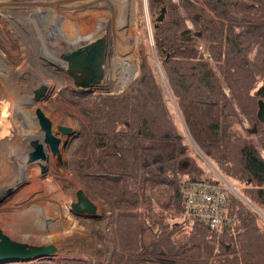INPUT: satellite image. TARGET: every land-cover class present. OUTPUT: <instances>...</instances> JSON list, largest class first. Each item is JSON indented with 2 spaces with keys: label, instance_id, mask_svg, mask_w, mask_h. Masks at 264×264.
<instances>
[{
  "label": "trees",
  "instance_id": "1",
  "mask_svg": "<svg viewBox=\"0 0 264 264\" xmlns=\"http://www.w3.org/2000/svg\"><path fill=\"white\" fill-rule=\"evenodd\" d=\"M121 1L125 14L134 19L136 0ZM150 2L159 14L165 10L154 29L155 45L191 139L222 176L246 188L239 191L240 197L228 194L217 229L184 221L179 183L218 180L190 157L171 121L157 75L145 74L120 96L66 89L84 101L82 113L89 118L69 147L77 148L84 135L90 143L91 170L72 172L88 196L106 207L104 217L90 220L100 241L96 264H258L246 260L242 238L264 235V221L242 198L264 216V159L245 137L249 130L235 106L256 126L264 150V126L257 119L258 86L264 83V0H179L206 44L205 56L191 40L182 41L186 29L177 5L171 0ZM127 33L124 30V39L130 38ZM138 49L144 52L141 44ZM149 61L147 55L142 71ZM211 63L220 71L223 85ZM143 123L148 135L143 134ZM97 183L107 191H98ZM162 187L163 195L158 193ZM67 218L83 221L70 211ZM37 264L86 263L65 259Z\"/></svg>",
  "mask_w": 264,
  "mask_h": 264
},
{
  "label": "rangeland",
  "instance_id": "2",
  "mask_svg": "<svg viewBox=\"0 0 264 264\" xmlns=\"http://www.w3.org/2000/svg\"><path fill=\"white\" fill-rule=\"evenodd\" d=\"M56 1L57 0H52L51 2L49 0H42L41 2L36 1L31 6L27 5L28 7L25 6V2L19 0H6L5 2H0V132L2 131L4 135H11L12 137L16 134L17 123L11 119L13 114L12 111L14 110V105L19 103L20 97L25 96L24 93L19 94L18 87L13 84V79L9 78L7 73V71H9L15 72L18 75L22 81H20L19 84L21 87H25L28 92H32V97H34V92L38 90L40 86L45 88V100L37 102L33 107L27 106L26 109L31 121H33L32 123H34L35 129L41 131L35 116L36 109H40L45 117L52 123L53 134L62 142L65 141L66 137L58 132V127L70 128L78 136L82 130V126H88L89 118L82 113V104L84 101L82 100V103H80L70 96L66 90L70 89L77 91V88L74 85V81L68 79L69 75L66 74V71H63V67L67 70V63L72 68H74V63L68 58L66 60L63 59L77 52L75 50H78L80 46L83 47L88 42L104 36L103 39L106 40L107 46L104 47L102 40L99 42L100 54L96 60L98 69L100 66V58L104 55L105 51L106 53L108 52L109 46L116 40L115 51L118 54V60L114 71L113 82L107 84L106 81H102V86L98 90H91V94L94 96H120L131 89L145 74H156L171 121L180 132L190 157L198 162L199 166L206 171L208 177H212L213 180H218L217 183H225L236 188V192H232V194L240 197L239 191L242 192L246 187L235 184L222 176L209 160L196 148L182 120L177 106L178 100L172 96L164 75L163 73L161 74L162 70L155 45L154 30L155 19L159 15V9L154 7L150 0H136L137 10L133 19L123 11V2L117 0L119 3V14L117 13L118 15L113 17L110 16V23L107 22V25H112L111 23L113 21L116 22V35L112 33L113 28L111 26L101 28V32L96 24L97 21L94 20L95 23L92 24L93 26L90 23L80 26L86 28V36L89 40L86 44L81 45V43H79V45L78 36H80V34L77 36L76 33L77 31L81 32L83 29L76 28L77 18L71 19V15L67 14V12H65L63 16L62 14L59 15L55 13V8L52 6L50 9L49 5L55 4L54 2ZM62 1L76 2V0ZM77 2L81 4L84 0H78ZM87 2L90 1L87 0ZM171 2L178 6L179 13L185 23V29L193 34L189 40H191L198 51L205 56L207 53L205 48L206 44L198 38L196 29L185 11L180 7L179 0H171ZM96 8L98 11H106L107 14L109 13V9L104 6ZM100 8H102V10ZM89 18L91 19V17L88 16V19ZM104 18V16L101 17V20ZM67 25L70 27H67ZM123 29L128 31L127 34L131 32L129 39H124L126 36H123ZM192 34H190V36ZM133 35L136 36V40L138 39L141 47L143 46L144 52L138 49L140 44H136V41L132 39ZM85 39L86 38H84V40ZM90 49L91 48L87 51H90ZM162 53H165V51L163 50ZM59 54L62 59L56 58ZM83 54L84 53L81 55ZM147 55L151 61L148 62L147 68L142 71L143 61L147 58ZM78 66L83 67L76 68V70H78L77 72L87 76V68L83 60H79ZM211 68L223 85L220 71L212 63ZM5 69L7 71H5ZM98 74L101 75L99 72ZM56 75L62 78L59 80L61 84L55 80L57 79V77H55ZM100 77L98 81L102 80V76ZM13 87H16L15 90L19 95L15 100L11 99L10 96ZM224 91L227 92L226 89H224ZM258 91L264 92L263 82L258 86ZM30 95L31 93H27L28 97H30ZM235 110L238 119L242 121V125L245 127L244 129L246 131L252 130L254 126H251V124L246 121L243 112L236 106ZM5 116H7V118L4 119ZM239 131L241 133L243 132L241 129H239ZM244 135L264 159V150L257 133L250 134L248 132ZM83 138L82 143L74 150L69 147L70 142L65 148H62V144L60 145L62 161L60 168L56 167L55 157L52 156L50 150H48L49 148L44 145L47 161L40 163L47 166L48 176L43 178V180L30 184L25 182V185L16 189L10 187L14 179L12 182L4 180L1 186L2 188L0 189L1 233L11 241L23 244L28 248L47 245L56 246L58 254L55 262L65 263V259H69L74 263L76 261L85 262L86 264L98 263L94 253L100 241L92 222L89 219L85 220L86 218L80 217L83 221L73 223L71 219L67 218L68 211L71 212L70 206L77 202L76 192L78 190H83L87 194L85 187L78 181L72 172V168L84 172H89L91 170L89 163L91 161L90 158H88V152L91 150L89 147L90 143L85 139L84 135ZM38 172L42 174L40 168ZM14 175L15 173L12 174V176ZM94 186L98 191H107L104 189V186L98 183L94 184ZM246 186L249 187V184ZM165 189L166 188L162 187L158 193L163 195ZM32 190H36V193L31 192ZM8 191L11 193L8 194ZM19 196H21L22 199H19L17 204L11 207L12 203L8 200L11 198L15 200ZM90 200L92 199L90 198ZM242 201L247 207L262 217L264 221L263 214L254 209L244 198H242ZM92 202L98 207V215L104 217L106 207L102 202L94 200H92ZM2 212L4 215H2ZM183 212L184 209L182 205V219L189 222L184 217ZM65 223H67V225ZM242 253L247 261L264 264V235H249L243 237ZM68 254H73V257H68ZM37 263L38 262L25 264Z\"/></svg>",
  "mask_w": 264,
  "mask_h": 264
},
{
  "label": "bare ground",
  "instance_id": "3",
  "mask_svg": "<svg viewBox=\"0 0 264 264\" xmlns=\"http://www.w3.org/2000/svg\"><path fill=\"white\" fill-rule=\"evenodd\" d=\"M1 1L5 2L6 0H0V2ZM19 1L25 2V4H26L25 6H27V5L31 6L36 1L41 2L42 0H27L28 2L25 0H19ZM49 1L51 2L52 0H49ZM77 1L78 0H76V2H68V1L63 2L62 0H57L56 2H54L55 4H51L49 6H50V9L52 7L55 8V10H54L55 13H57L59 15L62 14V16H63V14H65V12H67V14L71 15V17H72L71 19L77 18L76 28H82L83 29L81 32L77 31V33H76L77 36L80 34V36H78L79 37L78 38L79 42L77 41L78 44L79 43H81V45L86 44L89 40V39H87V36H86V28L84 26H82V27H80V26L83 24H86V23H90L92 25L95 23L94 20L97 21L96 24H97L98 29L100 31H101V28H107L108 26H111L113 28L112 33H114V34L117 33V27H116L115 21H113L111 23L112 25H107V22H109V20H110V16L113 17V16H116L119 14L118 11H120V10H119V3L117 0H88L90 2H87V0H84V2L81 4H79ZM13 5H14V3H13ZM49 6H48V8H49ZM101 6H104L105 8L109 9V13L107 14L106 11L105 12L98 11L96 7H101ZM100 9L102 10V8H100ZM88 16L91 17V19L90 18L88 19ZM103 16L105 18L101 20V17H103ZM6 18H9V17H6ZM107 18H108V20H107ZM67 27H70V26L67 25ZM103 37L104 36H101L100 38H96V40L88 42L83 47L80 46V48L78 50H75V51H79V52H81L80 54H82L91 47H94V48L98 47L100 44L99 42L101 40L103 41L104 47H106L107 42L105 39H103ZM116 37H114V38H116ZM84 38H86V39L84 40ZM133 39L134 40L136 39L135 35H133ZM116 41H114L113 44L111 46H109L108 52L106 53V51H105L104 55H102V57L99 60L100 66H99L98 72L101 73L102 80L100 82H98L97 84L96 83L94 84L95 90H98L102 86V84H101L102 81L103 82L106 81L107 84L113 82L114 71H115L117 60H118V57H117L118 54L115 51ZM64 46H65V44H64ZM56 58L62 59L60 54L57 55ZM67 65H68L67 70L65 69V67H63V71H66V74L69 75V77H68L69 80L74 81V85L85 82L84 74L77 72L78 70H76V68H72L68 63H67ZM2 67H3V65H2ZM5 71H7V70L5 69ZM7 73L9 75V78L13 79L12 80L13 84H15L16 87H18L17 89H18L19 94L24 93V95H25V96L20 97L19 103L14 105V110L12 111L13 114H12L11 119L15 123H17L16 134L12 137L11 135H9V136L4 135L2 133V131L0 132V189L2 188L1 186L3 185L4 180H9L12 182L13 179L14 180L11 183L10 187H14V189H16L22 185H25V182L27 184H30L32 182L43 180V178H46L48 176V168H47V166H45L42 163L27 164V157H28V154L31 152L29 143L33 140H37V141L42 143L43 133H42V131L35 129L34 123H32L33 121H31L28 113L26 112L27 106L33 107V105L36 104L33 101V98H34V97H32L33 93L30 91L28 92L27 89L23 86L21 87V85L19 84L21 79L18 77V75L15 72L7 71ZM55 77H57V79H55V80H57V82L61 84V81H59V80H61L62 78H59L57 75ZM15 88L13 87L11 95H10L11 99H13V100L17 99L19 96L18 92L15 90ZM27 93L28 94L31 93L30 97L27 96ZM5 118H7V116H5L4 119ZM44 152H45V150H44ZM45 155H46V153H45ZM39 165L46 167L47 172L45 174H43V173L39 174V172H38L39 167H40ZM13 173H15L14 176H12ZM12 191H13V189H12ZM31 192L36 193V190H34V191L32 190ZM31 192H30V194H31ZM19 199H22V197L19 196L15 200L12 198L9 199L8 201L10 203H12L11 207L14 206L15 204H17ZM74 204L75 203H73L70 206L71 212L78 217H83V218L88 219L84 215H77L74 212V209H73ZM97 209H98V207H97ZM2 215H4V213Z\"/></svg>",
  "mask_w": 264,
  "mask_h": 264
},
{
  "label": "water",
  "instance_id": "4",
  "mask_svg": "<svg viewBox=\"0 0 264 264\" xmlns=\"http://www.w3.org/2000/svg\"><path fill=\"white\" fill-rule=\"evenodd\" d=\"M165 10L162 8L159 16L155 20L154 29L158 28V24L164 19ZM182 41H187L190 39V31L185 30L182 33ZM81 52L77 51L69 55L67 58L74 63V68H79L83 66L79 65V60H83L87 68V76L85 75V82L75 85L77 92H90L94 89L95 83L97 84L100 80V74H98V65L96 64L97 57L100 54V46L97 48L91 47L90 51H85L83 55ZM77 65V66H75ZM162 74V72H161ZM92 92V91H91ZM264 92L258 91L259 97H263ZM45 100V88L40 86L38 90L34 92L33 101L35 103ZM35 116L40 130L43 133L42 143L33 140L29 143L31 152L27 157V164H39L40 162H46L47 157L44 152V145L47 146L55 157V165L60 168L62 165L61 155H60V145L65 148L69 142H71L76 134L72 129L66 127H58L57 130L63 136L66 137L65 141H61L56 135L53 134L52 123L45 117L40 109H36ZM257 119L264 126V99H260L258 102ZM142 131L144 135H148L146 124L143 123ZM250 134L256 133V126L252 130H249ZM41 173L46 172V167L39 165ZM8 194L10 192L8 191ZM77 202L73 205L74 212L77 215H84L89 220H94L101 218L102 215H98V209L87 196V194L78 190L76 192ZM58 250L54 245L38 246L34 248H28L23 244H19L11 241L8 237L0 231V264H25L32 262H43V261H55Z\"/></svg>",
  "mask_w": 264,
  "mask_h": 264
},
{
  "label": "built area",
  "instance_id": "5",
  "mask_svg": "<svg viewBox=\"0 0 264 264\" xmlns=\"http://www.w3.org/2000/svg\"><path fill=\"white\" fill-rule=\"evenodd\" d=\"M179 187L184 217L190 222H203L212 230L217 229L223 219L228 194L236 192V188L228 184L204 181H182Z\"/></svg>",
  "mask_w": 264,
  "mask_h": 264
},
{
  "label": "flooded vegetation",
  "instance_id": "6",
  "mask_svg": "<svg viewBox=\"0 0 264 264\" xmlns=\"http://www.w3.org/2000/svg\"><path fill=\"white\" fill-rule=\"evenodd\" d=\"M190 34H192V33L190 32ZM192 36H193V34H192L190 37H192ZM263 94H264V93H263ZM260 99H261V100H262V99H264V96H263V97H261Z\"/></svg>",
  "mask_w": 264,
  "mask_h": 264
},
{
  "label": "crops",
  "instance_id": "7",
  "mask_svg": "<svg viewBox=\"0 0 264 264\" xmlns=\"http://www.w3.org/2000/svg\"><path fill=\"white\" fill-rule=\"evenodd\" d=\"M229 194H231V193H229ZM190 222V221H189Z\"/></svg>",
  "mask_w": 264,
  "mask_h": 264
}]
</instances>
